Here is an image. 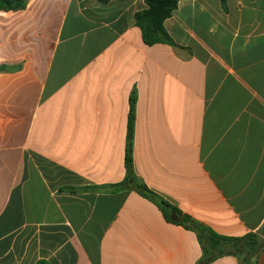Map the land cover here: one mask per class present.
Wrapping results in <instances>:
<instances>
[{
	"label": "crops",
	"instance_id": "crops-1",
	"mask_svg": "<svg viewBox=\"0 0 264 264\" xmlns=\"http://www.w3.org/2000/svg\"><path fill=\"white\" fill-rule=\"evenodd\" d=\"M146 8L0 11V264L206 263L196 232L111 188L134 92L136 177L242 240L208 264H264V0H179L164 23L175 46L144 44Z\"/></svg>",
	"mask_w": 264,
	"mask_h": 264
},
{
	"label": "trees",
	"instance_id": "trees-1",
	"mask_svg": "<svg viewBox=\"0 0 264 264\" xmlns=\"http://www.w3.org/2000/svg\"><path fill=\"white\" fill-rule=\"evenodd\" d=\"M111 1L112 0H98L100 4H108ZM178 1L179 0H146L147 8L135 14V22L142 32L144 44L147 46H154L163 43L175 46L172 38L165 29L164 23L173 16L178 8ZM28 3L29 0H0V11H23L26 10ZM223 4L226 5V0H223ZM10 69L9 66H0V73L10 71ZM136 103L137 98L134 92L130 97L128 138L125 155L126 178L122 183L113 185L111 187L113 191L135 190L142 197L157 205L168 221L196 232L203 246L206 259L205 264L223 256L225 248L229 245L237 248L236 245L242 240L217 235L208 227L193 220L190 216L183 214L163 197L151 191L136 177L133 169V139L136 125ZM95 189L98 190L99 188H86L85 190L89 191ZM37 264H47V262L40 261Z\"/></svg>",
	"mask_w": 264,
	"mask_h": 264
},
{
	"label": "rangeland",
	"instance_id": "rangeland-1",
	"mask_svg": "<svg viewBox=\"0 0 264 264\" xmlns=\"http://www.w3.org/2000/svg\"><path fill=\"white\" fill-rule=\"evenodd\" d=\"M239 250H242L241 248ZM233 251L232 248H225V252Z\"/></svg>",
	"mask_w": 264,
	"mask_h": 264
}]
</instances>
